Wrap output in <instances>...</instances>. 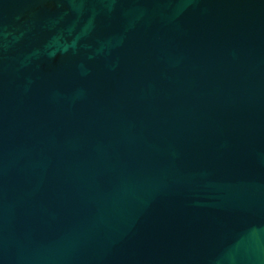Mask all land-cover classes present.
<instances>
[{"label": "water", "instance_id": "95a60500", "mask_svg": "<svg viewBox=\"0 0 264 264\" xmlns=\"http://www.w3.org/2000/svg\"><path fill=\"white\" fill-rule=\"evenodd\" d=\"M0 264H264V0H0Z\"/></svg>", "mask_w": 264, "mask_h": 264}]
</instances>
